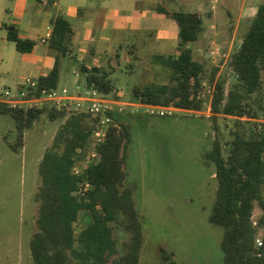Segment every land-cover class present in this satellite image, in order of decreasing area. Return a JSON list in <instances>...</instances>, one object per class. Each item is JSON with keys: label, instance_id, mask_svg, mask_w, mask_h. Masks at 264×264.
Here are the masks:
<instances>
[{"label": "trees", "instance_id": "obj_1", "mask_svg": "<svg viewBox=\"0 0 264 264\" xmlns=\"http://www.w3.org/2000/svg\"><path fill=\"white\" fill-rule=\"evenodd\" d=\"M55 0H49L53 5ZM179 29L176 56H154L168 67L169 84L135 87L136 98L144 105L201 111L205 100L203 75L205 65L194 59L192 45L204 31V21L196 12H169ZM49 48L56 57L55 67L38 81L39 92L57 89L60 83V60L70 50L73 36L71 23L62 15L52 20ZM8 40L20 53H31L36 43L20 36L15 26H5ZM230 67L234 82L228 92L225 83H215L211 102L213 120L235 117L234 139L229 155H223L222 144L215 140L207 159L216 167L218 189L209 221L224 228L221 243L224 264H264L263 246L255 240L264 228V216L254 225L256 204L264 213V123H255L249 132L245 123L258 120L264 112V0L259 5L239 48L232 54ZM87 88L109 95L115 92L111 74L99 68L80 67ZM0 113L14 119L18 129L15 142L9 146L18 152L24 144L25 131L46 114L51 121L66 118L53 144L39 164L41 186L36 199L40 204L37 231L30 241L35 264H140L144 244L143 226L137 212L133 190L126 185L124 158L129 128L112 116L107 140L97 148V160L77 175L75 168L91 147V138L99 118L90 114L68 115L55 108L12 109L0 104ZM245 121H244V120ZM89 188L86 189V186ZM82 212L88 222L79 230ZM129 234L124 251L119 249L116 228ZM161 264H179L174 254L161 249Z\"/></svg>", "mask_w": 264, "mask_h": 264}, {"label": "rangeland", "instance_id": "obj_2", "mask_svg": "<svg viewBox=\"0 0 264 264\" xmlns=\"http://www.w3.org/2000/svg\"><path fill=\"white\" fill-rule=\"evenodd\" d=\"M164 2L170 12H196L204 21V31L192 49L194 59L205 65L201 94L205 105L201 111L140 106L135 87L171 83V70L154 56H176V49L162 51L156 42L136 43L124 47L111 61L117 62L118 70L111 76L115 92L109 98L138 105L127 106L119 120L130 133L122 156L125 183L133 190L143 226L140 264H161V249L174 254L179 264H224V228L209 221L218 189L216 167L206 156L215 140L222 144L223 155H229L236 119L221 115L215 122L211 102L217 81L225 83L226 92L230 90L234 82L231 56L241 45L263 0ZM85 82L86 78H81L77 84L80 91ZM59 86L73 88L63 78ZM6 89L16 90L1 87ZM65 120L51 121L42 115L25 131L24 144L15 152L8 142L18 138L16 122L0 113V264H35L30 241L37 231L40 208L36 199L42 183L39 164ZM255 123H264V112L241 130L248 133ZM263 216L256 204L253 221L258 223ZM88 220V214L82 212L76 229ZM116 233L123 252L129 234L121 226H117ZM258 236L264 237V228Z\"/></svg>", "mask_w": 264, "mask_h": 264}, {"label": "crops", "instance_id": "obj_3", "mask_svg": "<svg viewBox=\"0 0 264 264\" xmlns=\"http://www.w3.org/2000/svg\"><path fill=\"white\" fill-rule=\"evenodd\" d=\"M48 2L0 0V92L3 85L18 90L26 78L38 80L55 67V54L43 39L53 32L52 20L59 15L73 29L70 50L60 60V81L72 84V90L85 78L81 66L111 76L117 72V62L111 61L124 47L156 42L162 51L177 50L179 29L162 13L170 12L164 0H55L52 6ZM5 26H15L22 38L34 41V50L18 52Z\"/></svg>", "mask_w": 264, "mask_h": 264}, {"label": "built area", "instance_id": "obj_4", "mask_svg": "<svg viewBox=\"0 0 264 264\" xmlns=\"http://www.w3.org/2000/svg\"><path fill=\"white\" fill-rule=\"evenodd\" d=\"M52 36L50 31L43 39L47 43ZM0 104L12 109H42L55 108L64 111L68 115L84 113L99 118L96 129L91 138V147L87 150L83 160L75 168L77 175L81 174L83 169L97 160V148L107 140L108 128L112 123V116H119L124 113L127 106H138L137 104H126L109 98V95L103 94L94 88H87L85 85L80 91L79 85L75 90L67 87H58L57 89L43 90L39 92L38 81L32 78H26L22 87L12 91L6 89L0 92ZM141 107L167 109L165 107L144 105L140 102ZM162 112L161 115H165ZM235 118V117H233ZM236 119V118H235ZM244 120V119H243ZM89 185L86 186V189ZM258 226V223L254 222ZM260 231V228H259ZM256 246H263V237L257 234L255 240Z\"/></svg>", "mask_w": 264, "mask_h": 264}]
</instances>
